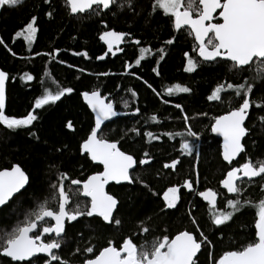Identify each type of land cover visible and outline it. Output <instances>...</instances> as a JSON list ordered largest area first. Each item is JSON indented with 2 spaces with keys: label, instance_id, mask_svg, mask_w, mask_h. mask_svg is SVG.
Listing matches in <instances>:
<instances>
[{
  "label": "trees",
  "instance_id": "obj_1",
  "mask_svg": "<svg viewBox=\"0 0 264 264\" xmlns=\"http://www.w3.org/2000/svg\"><path fill=\"white\" fill-rule=\"evenodd\" d=\"M128 2L117 0L110 10H102L99 15L85 13L73 16L65 0H51V3L25 0L21 6L0 9V38L4 40V44H0V69L9 74L5 114L22 118L34 109L35 100L41 96L49 92L55 94L62 88L74 89L72 94H65L55 104L35 110L34 114L39 119L34 122L31 132H35L39 140L32 137L28 129L13 132L0 125V170L20 165L30 178L27 189L0 210V229L11 230L25 218L32 206L52 194L50 185L56 183L57 169L80 180L102 171V167L94 165L87 155L81 156L79 150L81 142L94 126V115L81 94L98 89L102 96L114 103L117 111L128 114L103 128L106 138L110 142L119 141L120 150L137 161L145 158L144 153L148 152L151 163L137 165L133 172L134 176L139 174V180L148 188L139 181L131 185L110 186L108 193L120 203L115 216L122 220V224L107 225L99 217H81L68 223L65 243L58 254L68 264H83L85 258H94L99 250L108 246L110 239L119 246L128 236H132L137 244L162 238L163 235L172 239L184 230L198 236L188 215L191 211L200 230L212 241L213 256L218 258L223 252L239 249L255 239L257 209L246 207L236 214L232 222L217 229L211 223L208 204L199 198L198 193L207 189L216 191L218 209L228 210L227 199L235 197L228 195L220 182L231 167H238L249 158L254 162L264 160V122L260 120L264 111L252 106L246 123L249 129L244 141L246 154L243 153L232 165H227L222 160L221 142L212 135L211 126L215 117L238 107L242 100L230 90L222 93L221 102L209 101L207 96L219 84L236 85L250 80L251 73L229 71L228 65L223 62L204 64L192 73L185 72L187 61L184 53L195 55L192 53L194 39L187 34L176 33L173 24L161 11L153 14L154 0H131L133 8L128 7ZM49 11L53 13L51 19L46 15ZM32 16L38 17V31L29 44L23 35L17 37L15 34L26 27ZM111 30L130 35L118 47H113L106 59L99 61L96 57L108 51L99 37L104 31ZM173 36L177 37L174 44L166 45L164 41ZM136 40L140 44L134 43ZM141 48L148 51L143 53L144 59L137 65ZM161 48L166 53L162 60ZM84 52L91 59L73 55ZM153 68H158L160 75L153 72ZM104 72L112 74L97 75ZM25 73L34 79L22 80ZM176 84L189 87L191 92L168 95V89ZM132 91L137 93L136 97L131 95ZM250 100L258 104L264 102V84L256 82ZM124 101L128 102L127 107ZM175 104L182 105L184 111L175 108ZM137 108L139 113L133 115ZM185 114L199 139L187 136L170 139L165 136L166 132L187 131L183 119ZM152 116L156 117V121L151 119ZM68 121L73 123L74 132L66 128ZM133 128L139 134L131 131ZM149 131L159 139L149 142V138L144 136ZM182 139H188L196 146L192 156L182 155ZM63 145L68 147L62 153L55 151ZM174 159L180 161L176 170L165 169L164 164ZM197 173L199 184L195 183ZM185 180L193 181L195 192L183 190L177 208L161 212L163 191L169 186L183 185ZM65 183L75 188L70 182ZM241 187L244 189L239 197L242 201L250 199L254 205L264 198V180L261 178L243 181ZM152 192L157 195L153 196ZM80 200L87 201L82 196ZM52 206L55 208V201ZM142 226L150 231L141 234ZM88 246L94 247V254L84 252ZM77 248L80 252L76 251ZM0 264H9V259L0 257ZM41 264H44L43 259ZM197 264H209L208 249L204 246Z\"/></svg>",
  "mask_w": 264,
  "mask_h": 264
},
{
  "label": "snow or ice",
  "instance_id": "obj_2",
  "mask_svg": "<svg viewBox=\"0 0 264 264\" xmlns=\"http://www.w3.org/2000/svg\"><path fill=\"white\" fill-rule=\"evenodd\" d=\"M24 2L25 0H0V9L5 6L15 8ZM44 2L51 3V0H44ZM116 2L117 0H65L69 13L74 16L85 13L99 15L102 10H110ZM128 7H134L131 0L128 2ZM157 11H161L162 15L170 20L176 33L187 34L195 41V46L192 49V53L195 55L184 53L187 61L184 67L185 72L192 73L204 64L223 62L228 65L229 71L251 73L250 80L236 85L232 83L219 84L207 96L209 101L221 102L222 93L230 90L235 97L242 100L238 107L224 115L215 117V122L211 126L213 133H218L223 137V160L228 165H232L233 161L242 153L246 154L242 140L249 133L245 121L248 119L250 109L255 105L264 111V102L258 104L249 98L256 82L264 84V0H154L152 12L154 14ZM46 15L49 19L53 17L52 11L47 12ZM37 20V16H32L26 27L22 31H17L15 35L17 37L23 35L31 44L38 31ZM221 20L222 22H220ZM105 27L107 26L105 25ZM128 35L130 34L115 30L104 31L99 39L107 45L108 51L96 59H105L108 52H112L114 46L118 47L119 43L123 42ZM176 38L173 36L164 43L173 45ZM134 43L140 44V41L136 40ZM0 44H4L2 38H0ZM9 51L11 50L9 49ZM140 51L141 57L136 60L137 65L141 64V60L144 59L143 53L148 49L141 48ZM58 52L59 50H57ZM159 53L162 60L166 55L165 50L161 48ZM37 55L52 54L37 53ZM73 55H83L86 59H91L87 52L73 53ZM80 71L84 70L80 69ZM152 71L160 75L158 68H153ZM111 74L104 72L97 75L108 76ZM21 79L32 81L34 77L25 73ZM8 80L9 74L0 70V125L13 132L18 129H28L32 137L39 140L37 134L31 132L34 122L39 119L38 115L34 114L35 110L42 109L45 105L55 104L65 94H72L74 89L67 87L58 90L55 94L49 92L35 100L34 109L27 115L15 118L6 115L4 111L5 83ZM148 87L151 88L152 85L149 84ZM174 92L190 93L191 89L176 84L168 89V95H172ZM81 95L94 114V126L81 142L80 154L81 156L87 154L91 161L102 165L103 171L80 180L73 179L66 172L57 169L59 175L56 178V183L50 185L52 194L32 206L25 218L11 230L0 229V257L10 258L9 264H13V262L41 264L42 259L44 264H68V261L64 260L57 251L65 243L66 222L78 221L81 217H99L107 225L120 226L122 220L114 215V213H118L119 201L115 196L105 191V186L110 182L132 184L139 181L143 184L139 180V174L134 176L133 171L137 165L143 166L151 163L148 152L144 153L145 158L137 161L132 155L120 150L119 141L110 142L103 134L102 126L105 125V122L120 114L114 109V103L106 102L107 97L102 96L98 89L91 92L84 91ZM131 95L136 97L137 93L132 91ZM124 105L127 107L128 102L124 101ZM175 108L180 109L181 112L184 111L180 104H175ZM139 111L140 109L137 108L133 115ZM151 119L156 121L155 116H152ZM183 119L187 126L186 132H166L164 135L170 139L176 136H187L198 140L199 136L192 130L187 114ZM260 120L264 122V116H261ZM66 128L75 131L71 121L67 122ZM131 131L139 134L135 128ZM144 136L149 138V142L152 139H159L150 131L145 132ZM67 147V145H63L55 151L62 153ZM180 148L182 155L192 156L196 152V146L188 139L181 140ZM179 163V159H174L171 163H165L164 168L175 171ZM256 177L264 180V160L254 162L249 158L238 167H231L227 171L226 178L220 183L227 193L234 194L235 197L227 199L228 210L218 209V193L216 191L207 189L198 193L207 202L211 223L217 229L232 222L236 214L243 212L246 207L254 206L257 209L258 218L254 224L255 239L241 248L225 251L215 258L211 251L212 241L200 230L195 217L189 211L188 215L198 236L184 230L172 239L168 235H163L162 238H153L140 244H137L132 236H128L123 238L119 246L110 239L108 246L99 250L98 255H94V258H85L83 264H197L198 253H201L202 245L208 249L209 264H264V198L254 205L250 199L242 201L239 198L244 191L241 183L245 178L251 181ZM66 181L75 188L68 187ZM29 183L30 178L20 165H13L11 170H0V208L6 206L16 194L21 193V190L26 189V185ZM195 183L199 184L198 173ZM143 186L148 188L147 184H143ZM181 187L190 193L195 192L191 180H185L183 185L167 187L162 195L161 212L166 213L169 209L177 208L181 199L179 195ZM152 195L156 196L157 193L152 192ZM81 196L88 198L87 201H81ZM53 201L56 204L55 208L52 206ZM50 221H54V223H49ZM141 224L143 225V221ZM38 229L41 230L38 231ZM149 231L148 227L142 226L141 234H147ZM76 251L80 252V249L77 248ZM84 252L94 254V247L88 246ZM38 254L45 255L41 257Z\"/></svg>",
  "mask_w": 264,
  "mask_h": 264
},
{
  "label": "water",
  "instance_id": "obj_3",
  "mask_svg": "<svg viewBox=\"0 0 264 264\" xmlns=\"http://www.w3.org/2000/svg\"><path fill=\"white\" fill-rule=\"evenodd\" d=\"M106 11V10H105ZM79 15V14H78ZM74 16V15H73ZM75 16H77V15H75ZM221 22H222V20H221ZM108 55V54H107ZM106 57L107 56H105V59H106ZM104 60V59H103ZM103 60H99V61H103ZM1 70V69H0ZM9 81V80H8ZM8 81H6V83H5V93H6V100H5V109H6V104H7V84H8ZM83 98V97H82ZM250 98V97H249ZM84 101V100H83ZM106 102H108V100H106ZM84 103L86 104V102L84 101ZM86 106L88 107V105L86 104ZM89 108V107H88ZM5 109H4V111H5ZM90 109V108H89ZM114 109L116 110V108H115V106H114ZM91 110V109H90ZM251 110V109H250ZM117 111V110H116ZM118 113H120L119 115H117V116H115V117H113L111 120H109V121H106L105 122V125L104 126H102V130H103V128L106 126V125H108V124H110L111 122H113V121H115L116 119H118V118H122V117H127L128 116V114L127 113H124V112H119V111H117ZM249 114H250V112H249ZM94 115V114H93ZM248 118H249V116H248ZM247 121H248V119H246V121H245V125H246V123H247ZM212 135L214 136V137H216V138H219V139H221V141H222V144H221V155H222V153H223V143H224V141H223V137L221 136V135H219L218 133H213L212 132ZM246 138V137H245ZM245 138L242 140V144H244V140H245ZM118 147H119V145H118ZM127 154V153H126ZM243 154V153H242ZM242 154L239 156V157H237V159L236 160H234L233 161V163H235V162H237L240 158H241V156H242ZM85 155H87V154H85ZM90 159V158H89ZM222 160H223V157H222ZM91 161V160H90ZM94 165H96V166H101L102 167V171H103V166L102 165H100V164H98L97 162H93V161H91ZM223 162L225 163V164H227V162H225L224 160H223ZM232 163V164H233ZM228 165V164H227ZM136 169V168H135ZM134 169V170H135ZM7 170H11V169H7ZM134 172V171H133ZM28 175V174H27ZM225 178H226V176H225ZM260 177H256V178H253L251 181H253V180H256V179H259ZM244 181H249V180H247V178H245V180ZM112 185H131V184H128L127 182H122L121 184H116L115 182H110L108 185H106L105 186V191L106 192H108V187H110V186H112ZM221 186H222V184H221ZM27 187H28V185H26V189H27ZM222 189L227 193V190L226 189H224L223 187H222ZM25 190V189H24ZM24 190H21V193L24 191ZM21 193H18V194H16L14 197H16V196H18L19 194H21ZM228 195H230V196H232V195H234V194H229V193H227ZM111 195V194H110ZM13 197V198H14ZM83 197V196H82ZM12 198V199H13ZM83 198H85V197H83ZM199 198L204 202V203H206L207 204V202L206 201H204L203 200V198L202 197H200L199 196ZM85 199H88V198H85ZM12 200H10L9 202H8V204L11 202ZM217 203H218V196H217ZM7 204V205H8ZM6 205V206H7ZM5 207V206H4ZM3 207V208H4ZM118 208H119V204H118ZM2 208H0V210H1ZM114 215H115V213H114ZM52 222H54V221H52ZM41 223H43V222H41ZM174 238V237H173ZM39 256H41V257H44V255L45 254H38ZM200 255V253H198V256ZM8 259H10V258H8ZM14 263H23V262H14Z\"/></svg>",
  "mask_w": 264,
  "mask_h": 264
},
{
  "label": "flooded vegetation",
  "instance_id": "obj_4",
  "mask_svg": "<svg viewBox=\"0 0 264 264\" xmlns=\"http://www.w3.org/2000/svg\"><path fill=\"white\" fill-rule=\"evenodd\" d=\"M221 22V21H220ZM246 126V125H245ZM247 137V136H246ZM216 138V137H215ZM217 139H219V138H217ZM246 139V138H245ZM220 140V142H221V144H222V141H221V139H219ZM245 141V140H244ZM112 186H120V185H112ZM109 188V187H108ZM183 190H186V189H184L183 187H181V190H180V193H179V195H180V197H181V192L183 191ZM188 192V191H187ZM190 193V192H189ZM180 202V201H179ZM119 205H120V203H119ZM116 214V213H115ZM49 223H54V222H52V221H50ZM43 224V223H42ZM67 222H66V228H67ZM39 230H41V229H38V231ZM202 248H203V245H202ZM61 250V249H60ZM60 250H57L58 252L60 251Z\"/></svg>",
  "mask_w": 264,
  "mask_h": 264
},
{
  "label": "rangeland",
  "instance_id": "obj_5",
  "mask_svg": "<svg viewBox=\"0 0 264 264\" xmlns=\"http://www.w3.org/2000/svg\"><path fill=\"white\" fill-rule=\"evenodd\" d=\"M122 43H123V42H120L119 45L122 44ZM114 47H116V46H114Z\"/></svg>",
  "mask_w": 264,
  "mask_h": 264
}]
</instances>
